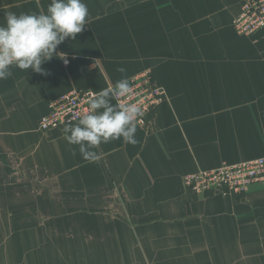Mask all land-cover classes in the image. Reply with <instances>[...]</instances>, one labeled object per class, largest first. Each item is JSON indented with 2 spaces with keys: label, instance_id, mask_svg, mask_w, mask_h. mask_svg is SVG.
<instances>
[{
  "label": "crops",
  "instance_id": "crops-1",
  "mask_svg": "<svg viewBox=\"0 0 264 264\" xmlns=\"http://www.w3.org/2000/svg\"><path fill=\"white\" fill-rule=\"evenodd\" d=\"M50 2L0 0V23ZM84 3L87 24L42 73L0 80V264H244L239 226L264 215V187L201 194L184 176L264 156V30L235 32L242 0ZM144 70L169 99L137 144L86 160L63 130L38 129L63 94Z\"/></svg>",
  "mask_w": 264,
  "mask_h": 264
},
{
  "label": "clouds",
  "instance_id": "clouds-1",
  "mask_svg": "<svg viewBox=\"0 0 264 264\" xmlns=\"http://www.w3.org/2000/svg\"><path fill=\"white\" fill-rule=\"evenodd\" d=\"M88 15L84 0H51L46 12L40 13H5L0 23V80L12 76L13 66L42 73V64L53 57L57 46L69 37L75 40L82 32ZM117 71L125 73L126 69L120 67ZM131 92L125 76L114 87L93 94L79 122L64 127L65 139L79 146L84 159H98L94 149L112 140L122 138L125 143H138L135 134L142 111L135 103L119 102Z\"/></svg>",
  "mask_w": 264,
  "mask_h": 264
},
{
  "label": "built area",
  "instance_id": "built-area-1",
  "mask_svg": "<svg viewBox=\"0 0 264 264\" xmlns=\"http://www.w3.org/2000/svg\"><path fill=\"white\" fill-rule=\"evenodd\" d=\"M233 28L241 36H252L264 30V0H242L240 12L233 19ZM65 60L69 63L68 59ZM129 81L132 92L119 102L137 104L142 111L137 128L150 130L154 125L153 113L169 99L167 90L153 80L150 70L133 75ZM95 93L93 90L73 89L55 99L48 113L40 118L38 129L50 133L78 123L88 109L89 98ZM184 183L201 194H245L253 185L264 187V156L238 163L223 162L213 169H199L185 175Z\"/></svg>",
  "mask_w": 264,
  "mask_h": 264
},
{
  "label": "rangeland",
  "instance_id": "rangeland-1",
  "mask_svg": "<svg viewBox=\"0 0 264 264\" xmlns=\"http://www.w3.org/2000/svg\"><path fill=\"white\" fill-rule=\"evenodd\" d=\"M250 215H247V217ZM240 228L242 231L240 232ZM238 232V231H237ZM236 239L237 243L243 245L242 259L244 264H251L252 261L260 259L264 261V215L260 213L254 220L251 217L244 218ZM238 258L241 255L238 253Z\"/></svg>",
  "mask_w": 264,
  "mask_h": 264
}]
</instances>
